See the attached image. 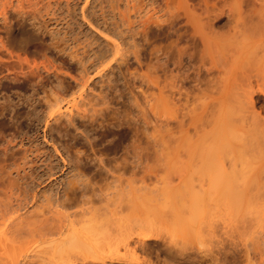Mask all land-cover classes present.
Segmentation results:
<instances>
[{"label":"bare ground","instance_id":"bare-ground-1","mask_svg":"<svg viewBox=\"0 0 264 264\" xmlns=\"http://www.w3.org/2000/svg\"><path fill=\"white\" fill-rule=\"evenodd\" d=\"M30 57L48 64L36 71ZM22 107L25 135L0 133L5 259L23 249L14 264H137L141 250L163 264H264V0H0V117L20 123ZM175 166L198 176L177 182ZM164 171L177 182L168 200L190 187L170 213L150 181ZM220 200L232 231L251 233L263 214L259 238L242 234L258 238L253 253L242 235L202 252L181 230ZM219 211L216 225L189 224L196 239L219 232Z\"/></svg>","mask_w":264,"mask_h":264},{"label":"rangeland","instance_id":"rangeland-1","mask_svg":"<svg viewBox=\"0 0 264 264\" xmlns=\"http://www.w3.org/2000/svg\"><path fill=\"white\" fill-rule=\"evenodd\" d=\"M157 45H158V44H157ZM137 47H138V46H137ZM29 63H30L31 66L34 67V69H35L36 71L42 69L45 65L48 64L47 60H46L44 57H30V61H29ZM20 91H21V92H24L25 90H24V89H21ZM28 108H29V107H28ZM28 108H26V107H22V108H20L21 110L19 109V111H20V114H19V115H21V116H19V121H18V122H20V123H17V124H16V123L11 124V122L9 123L10 120L8 119L7 116H5V118H4V117H0V123L2 122V123H1V126H0V133L3 134V135H5L7 138H12L13 135H15V134H19L20 137L24 136V135H25V123H24V120L22 119V118H24V117H22V116H25L24 119H27L26 117H29V116L32 115V114H29V116H28V114H27V113L29 112V109H28ZM7 110L10 112V110H12V109L10 108V110H9V109H7ZM25 111H27V112H25ZM32 117H33V115H32ZM1 119H2V120H1ZM3 121H4V122H3ZM22 122H23V123H22ZM19 124H20V125H19ZM12 125H14V127H13ZM15 125H16V126H15ZM6 126H8L9 128L6 127ZM2 127H3V128H2ZM5 127H6V128H5ZM1 128H2V129H1ZM162 163H163V162H162ZM162 166H164V163H163ZM227 166H228V163L226 164V167H227ZM165 167H167L166 164H165ZM187 167L189 168L190 166H187ZM187 167H186V168L183 167L186 171H183V169H181V167H179V170H180L179 172H182L183 174H184L185 172H186V174H187L188 172H191V173H192V172H195V171H191L192 169H189V171L187 172V169H188ZM192 167H193V166H191V168H192ZM218 167H219V166H218ZM221 167H222V166H221ZM168 168H169V167H168ZM195 168H196V167H195ZM219 168H220V167H219ZM166 169H167V168H165V171H166ZM169 169H170V168H169ZM169 169H168V170H169ZM225 169H226V168H225ZM225 169H221V171H222V170H225ZM228 169H229V168H228ZM228 169H227V170H228ZM161 170H162V169H161ZM161 170H160V171H161ZM170 170L172 171V169H170ZM176 170H177V171H176ZM217 170H219V169H217ZM165 171H164V174L166 173ZM171 171H170V173H171ZM175 171L177 172V174H176V172H174L175 174H174V176L172 175V176H173L172 178L176 179V178H175V175H176V177L178 176V180H175V181H177V182L180 181L179 177H181V176H182L181 179H182V178H188V177H189V175H186V174L183 175L182 173H181L182 175H181L180 173H179L180 175H178V169H176V166H175ZM221 171H217V172H221ZM161 172H162V171H161ZM167 172H169V171H167ZM199 172H200V170H199ZM210 172H212V171H210ZM210 172H209V173H210ZM214 172H215V171H214ZM230 173H231V175H232V172H230ZM158 174H159V173H158ZM158 174H156V176H154V177L152 178V180H150V181L153 182V184H152L151 186H153L154 190L156 189V190H155L156 192H154V193L157 194V192H158V195L154 194V195H156L155 197L158 196V198H155V199H156V200H155V203H158L157 200H158V199H161L163 196H165V197H163V198H165L164 201H165V200H167V201L164 202V201L162 200V199H163V198H162V199H161L162 201L159 200V203L157 204V205H158L157 207H159V208H161V209H163V210L165 209V211H164L165 213H170V212H171V210H170L171 206H170V205H172V203L169 202V200L172 201L173 198H174V196L177 195V193H175V192L178 191V193H179L180 190L183 192L184 189H187V188H190V187H189V186H186L187 183H186V184L183 183V184H185V187H183V186L180 184L181 187H183L184 189H183V188L178 189L179 187L177 186L178 188L175 189V190H177V191L174 190L175 192H173V194H175V195H173L172 197H169V200H168V199H167V196H170V194L172 193V190H171V189L174 188V184L177 183V182L171 184L172 181L174 182V179L171 180V177H170V178L167 177V178L164 179L163 177H166V174H165L164 176L160 174V177H162V179H161V178H159V175H158ZM172 174H173V173H172ZM214 174H215V173H214ZM219 174H220V173H219ZM221 174H223V173L221 172ZM228 174H229V171H228ZM235 174H238V171H234V172H233V176H234V178H235ZM169 175H171V174L168 173V176H169ZM192 175H193V177H194V175H196V174H195V173H194V174L192 173ZM192 175H191V176H192ZM199 175H200V174H199ZM207 175H208V174H207ZM209 175H210V174H209ZM215 175H218V174H215ZM187 176H188V177H187ZM196 176H198V175H196ZM218 176H219V175H218ZM218 176H217V178H218L217 180H220V177H218ZM222 177H223V175H221V179H222ZM191 178H192V177H191ZM195 178H196V177H195ZM223 178H224V177H223ZM159 179L162 180V181H163V179H164L165 182H162V181H160ZM166 179H169V182H171L170 185L172 186V188H170V187L168 186V185H169V182L167 183ZM170 180H171V181H170ZM188 180H189V179H188ZM150 181H149V182H150ZM159 181H160V182H159ZM193 181H195V183H197V181H196L195 179L192 180L191 182L194 183ZM222 181H223V180H222ZM222 181H221V183H219L220 185H222ZM161 182H162V183H161ZM189 182H190V181H188V183H189ZM138 183H140V182H138ZM164 183H166V185L168 184L167 186L170 188V189H169V190H171L170 192H169L168 188L166 189V190H168V191L165 190V188H166L167 186H165V185L163 186ZM161 184H162V186H161ZM189 184L191 185V187H193V185H194V184L192 185L191 183H189ZM141 185L144 186V184H143L142 182H141ZM141 187H142V186H141ZM162 187H163V188H162ZM164 190H165V191H164ZM159 192H160V195H159ZM161 192H162V193H161ZM163 192H168L169 194H168V195H167V193L163 194ZM180 193H181V192H180ZM161 195H162V197H161ZM171 195H172V194H171ZM159 196H160V198H159ZM220 201H221L220 203H223L222 200H220ZM160 202H161V203H160ZM167 202H168V203H167ZM176 202L178 203V206H180L179 208H181V209H179V210H181V211H182V209H185L186 207H187V209H188V207H189V206H186V207L181 206V205H183V203H186L185 205L191 204L190 202L187 203V201H184V200H183V201H182V200H180V201L178 200V201H176ZM182 202H183V203H182ZM162 203H163V204H162ZM166 203H167V205H166ZM181 203H182V204H181ZM218 203H219V202H217V204H218ZM220 203H219L218 205H220L221 208H220L219 206H218V207L216 206L217 208L214 207L215 205H217L216 203H215V205L213 206V208H216L217 210H220V211L218 212V217H219L220 219L217 218V219H218V222H219V224H217V226L219 225L220 227L213 226V228H216L215 230H217V231H215V232H218V230H219V232H218V233H215L214 235H212V238H211V236L208 238L207 235H205L204 238H203L202 235H204L205 232H208V231H206V228H204V227H205V226H204V227H203V229H204V230H203L204 234L202 233V228H201V230H200V231H201V232H200V235H198V236H200L199 239H200L201 241H200V240L198 241V240H197V239H198V236H197V239H196L195 236H196L199 232L197 233V232H195L194 230H192V228H191V226H190L189 224H195V221H197L196 223H198V224H201V222L203 221V222H204V223H202L203 225H204V224L206 223V221H207V224H208L209 218H210L211 220H213L214 223H215V219H212V218H213L214 215H216V214H214V212L217 211V210L215 209V211L213 210V212L210 213V215L212 214V216H210L209 213H208L207 211H206V213L203 212V213H204V216L208 213V214L206 215L207 218H208V220L204 219L203 214H202L203 219H201L202 217H201L200 215L198 216V213L196 212V213H197V216L200 217V218H196V220L194 221V223H193V222H192V223L189 222L187 225L183 226V229L180 228L181 230H187L186 232H188V231L190 230L187 234H189V235H188L189 237L191 236V238H190L191 242H192V240H195V241H193L194 244L191 243V242H190V243H191V244H190L188 241H187V242L190 244V246L193 244V245H195V246H196L197 248H199V249H200V247H201L200 250H202V252H203V250H204L205 252L207 251V253H208V251L210 252V251H211L212 249H214V248H217V247L219 248V247L224 246L223 244H224V243H227V242H228L227 240H228L232 235H234V236L236 235V236H237V235L239 234L238 237H236V236H235V237L232 236L233 238H230V239L236 240L235 242H237V241L240 240L239 238H241L242 236H244V237H242L241 240L245 239V240H243V241H245V242L242 241V242H240V243L238 242L239 244L237 243L242 249H241L239 246H238V247H239L241 250H244V245H246V244L249 243V244L246 245V246H249V249H251V250H252V253H253V246H254V244H252V242H250V241H253V242L255 243V242H256V239L259 238L258 236H260V235H259L260 230L258 231V229H261V231L263 230L262 228H260V227H261L260 225H259L260 227L258 226L259 228L257 227V224H259V223H258V222H259L258 219H259L263 214L260 215V216H258V219L255 218L256 221H258L257 224L254 223V222H255V219H254L253 223L251 224V225H253V226L249 225V228H250V226L253 227V229H250V230H252L253 232L251 231V233L249 232V234H248L247 232L244 231L245 229H247L248 225L246 226V228H244L245 226H243V224H242V227L239 228V226H241V225L239 224V226L237 227L239 230L242 229V228H244V230H243V229L240 230L241 232L244 231V232H242V233L240 234V232L237 231L238 229H236V227H235V231H232V229H234V226H237V224H238L237 222H239V221H237V219H236V220H233V219H235V218H233V217H235V215L233 214V212H231V211H233L232 206H231V205H229L230 207L228 206V207H229V211H228V210H227V209H228V208H227V205H228V204L224 202V203L221 205ZM164 204H165V205H164ZM185 205H184V206H185ZM197 205H198V204H197ZM211 205H212V204H211ZM211 205H210V207H209V206H206L205 208H207V207L211 208ZM168 206H170V207H168ZM190 206H192V205H190ZM194 206H195V205H194ZM194 206H192V207H194ZM200 206H201V209H202L203 211H205V210H209V208H208V209H205L204 207H202V205H200ZM166 207H168V208H166ZM182 207H183V208H182ZM225 207H226L227 209H226ZM218 208H219V209H218ZM231 208H232V209H231ZM197 209H198V207H197ZM166 210H169V211L167 212ZM181 211H180V213H182ZM185 211H186V210H183V212H185ZM209 211H210V210H209ZM211 211H212V209H211ZM187 212H189V211H187ZM190 212H191V209H190ZM190 212H189V214H190ZM220 212H221V213H220ZM228 212H229V213H228ZM185 213H186V212H185ZM191 213H193V212H191ZM199 213H200V212H199ZM215 213H216V212H215ZM183 214H184V213H183ZM187 214H188V213H186V216H187ZM184 215H185V214H184ZM219 215H220V216H219ZM186 216H185V217H186ZM192 216H194V215H192ZM195 216H196V215H195ZM209 216H210V217H209ZM182 217L185 218L184 216H182ZM188 217H189V215H188ZM224 217H225V218H224ZM262 217H264V216H262ZM186 218H187V217H186ZM192 218H193V217H192ZM205 218H206V217H205ZM214 218H216V217L214 216ZM229 218H230V219H229ZM232 218H233V219H232ZM197 219H199V220L201 219V222H198ZM260 219H264V218H260ZM186 220H187V219H186ZM191 220H192V219H191ZM191 220H190V221H191ZM231 220H233V221H235V222L237 221V222H236L237 224H234V222L232 223ZM183 221H184V220H183ZM188 221H189V220H188ZM213 221H212V222H213ZM262 221H264V220H262ZM262 221H261L260 223H262ZM185 222H187V221H185ZM209 222H211V221H209ZM229 222H230V223H229ZM168 223H169V222H168ZM216 223H217V222H216ZM216 223H215V225H216ZM202 224H201V226H203ZM209 224H212V223H209ZM209 224H208L207 226H209ZM228 224H229V225H228ZM231 224H232V225H231ZM157 225H158V224H157ZM175 225H176V224H175ZM178 225H179V224H178ZM178 225H177V226H178ZM183 225H184V223H183ZM225 225H226V226H225ZM233 225H234V226H233ZM166 226H167V225H166ZM172 226H173V225H171V227H172ZM181 226H182V224H181ZM207 226H206V227H207ZM210 226H211V225H210ZM210 226H209V227H210ZM221 226H222V227H221ZM232 226H233V227H232ZM169 227H170V225H169ZM169 227H168V231H165L167 228H165V227L162 228V235H164V236H166V237L169 236L170 238H172V239H174V240H177L178 242H182V243L184 242V243H185V241L187 240L186 238H188V236H186V235L183 236L184 234H182V236H183V239H182V236H181V235H180V236H177V235H179V234H177V233H180V234H181L182 231H178V232H177L176 230H179V229H178V228L176 229V227H175L176 230L172 233L171 230H172L173 228H171V230L169 231V229H170ZM209 227H208V228H209ZM262 227H263V225H262ZM184 228H185V229H184ZM263 228H264V227H263ZM163 229H164V230H163ZM211 230H212V229H211ZM224 230H225V231H224ZM191 231H192V233H191ZM193 231H194V232H193ZM227 231H228L229 233H228ZM231 231H232V233H230ZM248 231H249V229H248ZM257 231H258L259 233H258ZM167 232H168V233L170 232V233H172V234L175 233L176 236H173L172 234H171L172 237H171L170 235H168V234L165 235V233H167ZM176 232H177V233H176ZM210 232H211V231H210ZM233 232H234L235 234H233ZM236 232H238V234H237ZM256 232H257V235H256V236H257L258 238H257L255 235H251V236H252V237H250L251 239H247V237L245 238V235H242L243 233H244V234L247 233L246 235H250V234H254V233L256 234ZM170 233H169V234H170ZM196 233H197V234H196ZM201 233H202V234H201ZM175 234H174V235H175ZM207 234L209 235V232H208ZM210 234H211V233H210ZM262 234H263V231L261 232V235H262ZM215 235H216V237H215ZM228 235H229V236H228ZM241 235H242V236H241ZM169 237H168V238H169ZM177 237H180V239H182V241H181V240H178L179 238L177 239ZM227 238H228V239H227ZM248 238H249V237H248ZM253 238H254V239H253ZM214 239H215L216 242L214 241ZM190 240H189V241H190ZM210 240H211V241H210ZM223 240H225V241H227V242H224ZM151 241H152V242H151ZM213 241H214V242H213ZM222 241H223L224 243H223ZM153 242H154L153 240H150V243H153ZM178 242H177V243H178ZM187 242H186V243H187ZM210 242H211V243H210ZM175 243H176V242H175ZM186 243H185V244H186ZM215 243H216L217 245H216ZM250 243H251V244H250ZM178 244H179V243H178ZM180 244H181V243H180ZM185 244H183V245H185ZM186 245L188 246V244H186ZM214 245H216V246H214ZM220 245H221V246H220ZM241 245H243V246H241ZM199 246H200V247H199ZM213 247H214V248H213ZM19 250H20V249H19ZM154 250H155V249H154ZM251 250H249V251H251ZM24 251H25V250H23V249L20 250V252H18V250H17V251H16V253H17L16 256H15V254H14L15 251H14L13 255L11 254L12 252L10 251V253L8 252V255H7V253H6V255H7L6 258H7V259H5V255H3L4 257L2 256V254H3L4 252L2 253V251H1L2 254L0 253V264H4V263L6 264V263L11 262V260H10V256H11V255H12V256H11V259H12L11 264H14V261H13V260H16V261H18V260H19V261L22 260L23 258H25V254H26V253H27V254H26L27 256H28L29 253H30V252H26V251L24 252ZM21 252H22V253H21ZM240 252H241V251H240ZM242 252H243V251H242ZM242 252H241V253H242ZM102 253H103V254H102ZM102 253L100 254V256H106V255H107L105 252H102ZM139 253H140V254H139ZM154 253H155V252H153V253H152V252H149V253H148L147 251H146V252H145V251L141 252V250H140V251L138 250V252L135 254V256H133V255L131 254V255H129V258L132 259V260L135 261V262H138L137 264H146L149 260L154 261L155 263L158 262L157 264H163L162 261H161V259H162V257H163L165 254L163 255V253H162V254L160 255V256H162V257H160V258L158 259V258H157V253H156V254H154ZM158 253L160 254L161 252H158ZM241 253H240V254H241ZM252 253H251V254H252ZM10 254H11V255H10ZM18 254H19V255H18ZM240 254H239L238 257H240ZM242 254H243V253H242ZM43 255H46V254H45V253H42V255H40V256H43ZM227 255H228L229 257L232 256V255L229 254V253H228ZM14 256H15V257H14ZM32 256H33V255H32ZM32 256H30L29 258H31ZM37 256H38V255H37ZM130 256H131L132 258H131ZM138 256H139V257H138ZM242 256H243V255H242ZM242 256H241L239 259H241ZM8 257H9V258H8ZM17 257H18V258H17ZM33 257H34V256H33ZM133 257H134L135 260L133 259ZM164 257H165V256H164ZM20 258H21V259H20ZM156 258H157V259H156ZM243 258H244V257H243ZM243 258H242L240 261L236 262V263L233 261V258H232L231 260L228 261L229 263L227 262V260H226V261L224 260V261L226 262V264H234V263H235V264H242ZM31 259H32V258H31ZM7 261H8V262H7ZM16 261H15V262H16ZM109 261H110V260H109ZM109 261L107 260V264H116L117 262H118L117 264H127V262H128V261H126V262H125V261H116V262H115V261H114V262H113V261H110V262H109ZM159 261H160V262H159ZM88 262H90V264H93V263L97 264V263H99V262H93V263H92V261H88ZM111 262H112V263H111ZM16 263H17V262H16ZM16 263H15V264H16ZM9 264H10V263H9ZM99 264H100V263H99ZM129 264H130V263H129ZM135 264H136V263H135ZM169 264H170V263H169ZM203 264H205V263H203Z\"/></svg>","mask_w":264,"mask_h":264}]
</instances>
